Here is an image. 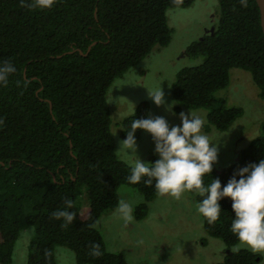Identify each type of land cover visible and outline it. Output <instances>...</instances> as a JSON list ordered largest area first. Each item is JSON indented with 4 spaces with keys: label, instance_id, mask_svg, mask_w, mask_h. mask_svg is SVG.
I'll return each mask as SVG.
<instances>
[{
    "label": "trees",
    "instance_id": "obj_1",
    "mask_svg": "<svg viewBox=\"0 0 264 264\" xmlns=\"http://www.w3.org/2000/svg\"><path fill=\"white\" fill-rule=\"evenodd\" d=\"M200 1L0 0V62L17 67L9 84L0 87V264H13L16 244L30 229L27 264H58V247L74 252L77 264H130L124 253L109 251L97 228L104 215L116 211L120 187L142 195L132 208V219L139 221L149 217L159 198L174 197L158 195L143 181L128 182L132 166L117 155L108 93L155 49L171 45L175 30L168 11ZM218 1L214 33L187 48L190 56L204 57L203 64L183 68L168 84L175 113L206 111L208 132L230 131L245 114L215 96L230 86L231 70L251 74L264 100V34L256 0ZM134 118H150L147 101L118 122L124 139ZM143 132L137 130L136 142ZM261 159L264 123L236 162L222 168L217 162L211 175L223 186L239 168ZM156 160L151 157L150 163ZM203 181L207 186L212 178L205 175ZM66 199L73 202L76 219L61 227L52 213ZM129 199L136 201V194ZM220 205L215 223L202 217L205 233L230 252L219 264H252L256 255L239 249L241 242L230 231L231 201ZM93 243L100 245V256L90 254Z\"/></svg>",
    "mask_w": 264,
    "mask_h": 264
},
{
    "label": "rangeland",
    "instance_id": "obj_2",
    "mask_svg": "<svg viewBox=\"0 0 264 264\" xmlns=\"http://www.w3.org/2000/svg\"><path fill=\"white\" fill-rule=\"evenodd\" d=\"M218 7V0H204L190 8L170 9L167 13L168 23L175 30L171 45L164 50L155 49L124 77L114 82L108 93V102L112 115L111 131L117 151L125 140L118 122L135 113L138 105L144 101L150 104V118L163 117L170 127L180 125L179 113H175V108L172 112L166 110L168 105H175L170 92L172 87H168V84L173 85L176 80L175 74L183 68L203 64L204 57L186 55V51L192 42L214 33L218 23L216 15ZM230 76V86L217 92L215 96L226 98L229 107L243 108L244 116L227 132H219L215 129L208 132L202 128V132L208 135L211 142L219 140L222 145L219 155L224 160L217 161L221 168L233 159L236 162L241 150L261 135L264 123V100L259 98V89L251 74L233 69ZM160 89L165 103L157 106L150 99L149 93ZM182 112L185 114L190 112L203 119L204 123L207 122V112L204 110L184 109ZM127 147L122 145V149ZM117 155L127 164L134 166L135 155L127 158H122V152H117ZM136 155L145 163H150L151 157L159 159L153 138L145 131L141 139L136 142ZM133 193L137 197L134 202L129 199V195ZM118 195L120 201L128 202L132 208L143 201L140 192L128 186H121ZM82 200L86 205L85 195L82 196ZM203 224V218L197 213L195 204L188 194L182 200L159 198L156 205L151 207L149 217L143 221L136 219L125 221L114 211L104 215L97 228L102 233L109 251L124 253L130 264L224 262L227 259V249L221 241L209 238L203 230ZM33 234L32 229L22 232L14 250L13 264H27ZM203 238L209 241L205 242ZM240 247L256 255L252 264H264V251H253L242 243L239 249ZM56 258L58 264H77L74 252L64 247L56 249Z\"/></svg>",
    "mask_w": 264,
    "mask_h": 264
},
{
    "label": "clouds",
    "instance_id": "obj_3",
    "mask_svg": "<svg viewBox=\"0 0 264 264\" xmlns=\"http://www.w3.org/2000/svg\"><path fill=\"white\" fill-rule=\"evenodd\" d=\"M186 55H189L187 51ZM16 72L17 67L10 60L0 62V87H6ZM149 97L157 106L165 103L162 89L149 93ZM174 106L170 104L166 110L172 112ZM179 119L180 125L171 127L163 117L132 120L130 131L117 151L122 152V158L135 155L128 182L138 184L143 181L146 185H153L158 195H168L176 200L182 194V198L189 194L197 213L209 224L220 217V201L229 199L234 214L230 231L247 248L264 251V159L239 168L222 186L220 179L211 175L222 147L219 140L211 142L208 135L202 132L204 120L200 117L181 112ZM137 130L152 136L155 152L159 156L154 163H145L136 155ZM122 145L128 147L122 149ZM205 175L212 178L207 186L203 181ZM198 195L202 197L199 201ZM72 207L73 202L66 199L64 206L52 213L54 219L62 221L61 227L72 224L76 219ZM132 211L131 205L124 200L116 208L125 221L132 219ZM227 253L230 254L228 250ZM90 254L100 256V245L93 243Z\"/></svg>",
    "mask_w": 264,
    "mask_h": 264
},
{
    "label": "water",
    "instance_id": "obj_4",
    "mask_svg": "<svg viewBox=\"0 0 264 264\" xmlns=\"http://www.w3.org/2000/svg\"><path fill=\"white\" fill-rule=\"evenodd\" d=\"M256 3L260 9L261 14V28L264 34V0H256Z\"/></svg>",
    "mask_w": 264,
    "mask_h": 264
}]
</instances>
